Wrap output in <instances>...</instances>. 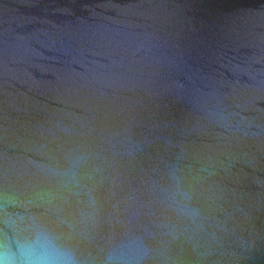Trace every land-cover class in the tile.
I'll list each match as a JSON object with an SVG mask.
<instances>
[{
    "label": "water",
    "instance_id": "1",
    "mask_svg": "<svg viewBox=\"0 0 264 264\" xmlns=\"http://www.w3.org/2000/svg\"><path fill=\"white\" fill-rule=\"evenodd\" d=\"M0 264H264V0H0Z\"/></svg>",
    "mask_w": 264,
    "mask_h": 264
}]
</instances>
